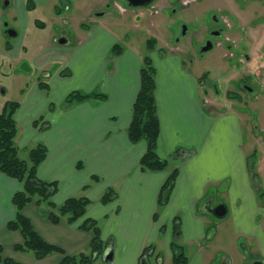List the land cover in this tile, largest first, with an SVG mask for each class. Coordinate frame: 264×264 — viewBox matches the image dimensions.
<instances>
[{
  "label": "crops",
  "instance_id": "obj_1",
  "mask_svg": "<svg viewBox=\"0 0 264 264\" xmlns=\"http://www.w3.org/2000/svg\"><path fill=\"white\" fill-rule=\"evenodd\" d=\"M59 2L0 0V71L6 64L11 70L10 62L28 60L32 66L27 64L23 73L33 75L35 67L40 73L47 71L43 74L47 81L35 76L33 82L18 87L15 144L18 155L21 150L28 156L39 144L47 148L37 178L56 184L50 198L56 208L48 201L40 205L34 201L22 213L45 242L64 254L38 260L32 252L14 250L23 238L8 230L7 224L16 214L12 198L23 186L0 172L2 258L17 264H56L64 255L89 253L93 234L81 228L89 219L97 223L105 248L112 249V264H139L146 249L159 254L161 264H172V243L183 247L188 264H249L256 259L264 264V193L259 196L260 188L255 189L258 183L243 146L237 111H219L215 104L211 110L206 108L193 75L184 72L176 59L165 58L160 64L163 69L154 67L156 153L167 166L156 172L142 170L146 143H132L127 129L145 54H139L132 40L127 41L128 47L119 45L107 22L101 21L126 23L131 18L129 9L123 0H114L116 13L103 11L112 6L111 0H64L60 6ZM73 10L89 14L93 22H83L84 28L75 30L70 42L64 29L76 19ZM98 11L103 12L97 15ZM6 22L16 37L4 34ZM63 36L67 43L60 45L57 40ZM115 45L119 54L113 53ZM173 65H178L177 71ZM65 70L68 77L62 75ZM73 91L105 98L66 105ZM263 162L259 160L258 170ZM175 169L177 177L161 205V188ZM107 192L113 198L103 203ZM68 198L90 201L84 217L69 223L65 216L53 224L49 214L58 213ZM209 200L212 208L219 203L227 207L223 220L201 210Z\"/></svg>",
  "mask_w": 264,
  "mask_h": 264
},
{
  "label": "rangeland",
  "instance_id": "obj_2",
  "mask_svg": "<svg viewBox=\"0 0 264 264\" xmlns=\"http://www.w3.org/2000/svg\"><path fill=\"white\" fill-rule=\"evenodd\" d=\"M123 2L127 7L125 0ZM183 2L180 4L177 0H159V3H154L158 6L157 9H153L152 5L139 8L127 7L131 18L127 19L126 23L120 20L113 23L108 18H103L101 21L107 22L105 26L119 38V45L128 47L127 41L132 40L136 44L135 49L141 55L149 56L147 42L148 44L150 41L155 42V51L150 53V57L159 71L164 68L160 64L165 58L176 59L184 67V72L193 75L201 91L208 90L209 87L216 88L219 92L217 98L220 99H223L222 93L227 90L240 94H238L240 97L231 98L229 107L237 111V117L241 119L243 146L249 155L250 163H255V170H252V173L254 171L256 173H254L256 181L258 180L255 189L260 188L259 196H262L264 193V162L259 170L258 167L259 159H264V0H194L189 4H183ZM61 3H64V0H60L59 6ZM111 3L112 6L109 9L106 7L103 11L116 13L114 0H111ZM225 3H227L226 6ZM210 10L225 18L226 27L231 28L237 24L238 28L241 26L245 32L239 45L241 49L249 51L250 62L247 67L240 65L239 68H232V65L238 62L236 58L238 54L231 59L225 58V47L222 46H215L202 58L198 57V50L205 37L204 32ZM103 11H98L97 15H101ZM70 13L75 14L76 19L72 20L71 26H67L64 30L67 31L70 42H73L74 31L81 29L84 26L81 25L83 22L91 24L93 21L92 17L87 18L89 14L85 12L81 14L73 10ZM183 26L188 27L186 35L182 34ZM135 39H139L140 43H136ZM235 53L238 51L235 50ZM27 64L31 65V62L23 61V64L17 65L10 62L11 70L6 64L3 71H0V111L7 102L18 100L20 94H18L20 92L18 87L33 82L35 76H39L42 81H47V78L43 76L46 70L40 73L41 69L35 67L33 75L23 73ZM176 67L173 65L172 70L177 71ZM5 71L8 74L5 75ZM67 73L68 75L64 74L65 77L69 76L68 70ZM238 74L241 75L240 78L248 74L249 78L255 82L250 86L253 88V92L248 93L250 96L243 95L248 91L243 89L244 92H241L242 89H238V79L232 81V78ZM6 88L7 92L2 94ZM202 95L205 96L203 92ZM245 96L248 97L244 99ZM219 98V101L215 100L218 103L216 107L219 111L226 112L225 104L220 103ZM252 124L258 126L259 133L255 128H251ZM19 152V157L28 161L27 153L21 150ZM254 154H256L255 157ZM221 261L222 257H219V262ZM92 264H104L102 257L94 258Z\"/></svg>",
  "mask_w": 264,
  "mask_h": 264
},
{
  "label": "trees",
  "instance_id": "obj_3",
  "mask_svg": "<svg viewBox=\"0 0 264 264\" xmlns=\"http://www.w3.org/2000/svg\"><path fill=\"white\" fill-rule=\"evenodd\" d=\"M30 4V2L28 3ZM32 6V5H31ZM29 8H31L29 6ZM84 28V26H83ZM154 40V39H153ZM120 47L115 45L114 54H119ZM155 49V42L148 44L146 54L140 68V87L133 104L132 118L127 129L129 140L132 143L145 141L146 152L140 160V167L144 171H162L167 166V161L160 159L156 153L157 140L159 137V120L157 116V106L155 100V75L156 70L153 65L150 53ZM68 75L67 70L62 75ZM44 87V85H41ZM92 98L104 99V95L96 93H81L73 91L70 93L65 104L83 102ZM17 101L7 102L0 111V172L6 176L16 179L22 183V190L14 194L12 204L16 214L13 220L7 224V229L17 231L21 234L23 242L14 247L16 252H32L38 260L47 257L52 253H62V250L45 242L34 230L31 221L23 215V209L31 202L39 204L48 201L51 208L55 205L50 201L56 192V184L41 181L37 178V168L44 161L47 155V148L44 145H37L29 151L28 161L22 160L18 155V148L15 144L18 128L14 115L19 108ZM36 124V121L34 122ZM177 155V154H175ZM178 170H173L163 184L158 203L163 205L167 202L169 193L177 177ZM113 193L107 192L102 197V202L106 203L113 198ZM90 201L85 198H68L58 207V213H50L49 220L57 224L62 217L68 216V222L74 223L84 217ZM84 230L93 234L89 253H80L73 256H65L56 264H92L96 256H100L105 246L101 240V231L94 220L86 219L81 226ZM147 251H151L149 264L157 263L158 255H154L151 249H146L141 255L143 258ZM172 264H188L189 258L182 246L172 243ZM154 255V256H153ZM152 259V260H151ZM151 262V263H150ZM0 264H17L10 259L2 258V247L0 246Z\"/></svg>",
  "mask_w": 264,
  "mask_h": 264
},
{
  "label": "flooded vegetation",
  "instance_id": "obj_4",
  "mask_svg": "<svg viewBox=\"0 0 264 264\" xmlns=\"http://www.w3.org/2000/svg\"><path fill=\"white\" fill-rule=\"evenodd\" d=\"M177 1L180 2V4L183 2L182 0H177ZM192 1H194V0H185L183 2V4H189V2H192ZM157 2L159 3V0H154L148 6L152 5V7H154L153 9H157L158 6H156L154 4V3L157 4ZM159 4L161 5V2ZM226 5H227V3H225V6ZM148 6H145V7H148ZM225 22H226V20H225V18L222 15H220L218 13H213V11L210 10V12L208 14V22L206 24V29H205V32H204L205 33V37H204V40L202 41L201 48L198 50V57L202 58L206 53L211 51L215 46L216 47L217 46H222V47H225V51H224L225 58L231 59V58L236 57L235 54H238V56L236 57V58H238V62H237V64L232 65V68H239L240 65L243 66V67L244 66L247 67L249 62H250L249 51L244 50V48L241 49L240 45H239V42L243 39V37L245 35V32L242 30L240 25H239L240 26L239 28H238L237 24L230 28V27H226L225 26ZM187 32H188V27L187 26H183L182 34L186 35ZM235 38H238V39H235ZM207 46H211V48H210V50L204 52L203 50ZM240 49H241V51H240ZM235 50L238 51V53H235ZM153 51H155V50H153ZM240 76H241L240 74H238L237 76H234L232 78V81H235L236 79H238V89L239 90L242 89L241 92H244L243 89L246 92L248 91L247 93H245L243 95H248V93H252L253 92V88H250V86L252 84H254L255 82L252 80V78H249L248 74H244V76L241 77V78H240ZM202 92H203V94H205V96H203V97H204L205 107L206 108H209V110H211V109L214 108V106H213L214 104L218 105V103L215 101V100L219 101L218 100L219 97L217 98V95H219V92L217 91L216 88H212V87L210 88L209 87L208 90H204L203 89ZM238 94L239 93H235V92L227 90L226 92L222 93L223 99L219 98L221 100L220 103L225 104L224 106L227 109H229L230 108L229 107V102L232 101L231 98L232 97L236 98L237 96L240 95V94L239 95ZM248 96H250V95H248ZM248 96H245L243 98L246 99ZM252 123H254V122H252ZM251 128H255V130H257V133H259L258 126L252 124ZM255 155L256 154H254V157H255ZM260 159H262V158H260ZM262 160H264V159H262ZM251 168H252L251 170H255V163H252ZM254 173H255V171H254ZM140 260H139V264H141ZM251 262H255L254 264H262L260 259L252 260ZM251 262H250V264H252ZM157 263L158 264L162 263L160 257L157 258Z\"/></svg>",
  "mask_w": 264,
  "mask_h": 264
},
{
  "label": "water",
  "instance_id": "obj_5",
  "mask_svg": "<svg viewBox=\"0 0 264 264\" xmlns=\"http://www.w3.org/2000/svg\"><path fill=\"white\" fill-rule=\"evenodd\" d=\"M154 0H125L126 4H127V7L129 8H139V7H144V6H148L150 5ZM8 5V4H6ZM4 27H5V31H4V34L7 35L8 37H16L17 36V32L12 29V28H9L8 27V23H4ZM57 43L60 44V45H64L67 43V40L65 38V36L59 38L57 40ZM211 46H207L206 48H204V52L210 50ZM211 200L205 202L202 206V211H204V213H209L211 214L214 219L216 220H223L226 215H227V207L222 204V203H219L217 205H215L213 208L211 207ZM151 251H147L145 253V255L143 256V258L140 260L141 264H149V257H150V254ZM101 257L103 259V263L104 264H112V261H113V252H112V249L111 248H104V251L102 252L101 254Z\"/></svg>",
  "mask_w": 264,
  "mask_h": 264
}]
</instances>
